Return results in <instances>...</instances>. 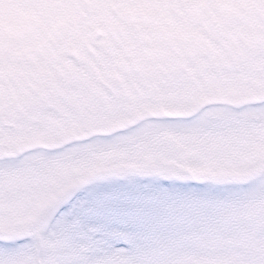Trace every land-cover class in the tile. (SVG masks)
Masks as SVG:
<instances>
[{
  "label": "rangeland",
  "instance_id": "374dc122",
  "mask_svg": "<svg viewBox=\"0 0 264 264\" xmlns=\"http://www.w3.org/2000/svg\"><path fill=\"white\" fill-rule=\"evenodd\" d=\"M123 1L92 0L86 3L91 13L80 22L79 14L71 20L60 17L61 13L66 17L77 14L80 4L76 0H0V33L7 39L0 40V115L4 113L6 121L13 122L0 121V155H7L0 162V237L7 241L12 237L4 233L33 229L30 219L34 217L33 203L48 201L47 196L56 187L53 181L59 179L58 173L62 178L60 186L73 180L71 177L94 174L86 182L76 209L72 207L71 215L68 211L59 218L68 220L70 216L69 229H75L79 217L84 218L86 207L98 199L120 198L124 189L141 192L158 209L156 230L144 236H125L122 242L126 246L119 248L128 252L121 261L128 264H214L220 260L214 252L222 247V241L205 236L197 221L206 212L223 211L204 217V222L210 224L207 231L219 229L221 236L228 238L250 237V240L238 241L247 248L253 245L258 248L253 251L245 247L246 256L240 264H264V213L252 214L250 204L245 205L249 209H241L242 216H237L235 208L230 206L225 210V206L220 209L215 202L206 205L202 202L204 195L208 192L217 195L224 188L205 186L202 190L190 191L188 185L183 184L184 179L171 175L176 173L175 169L152 165L145 169L140 166L141 171L134 174L128 171L133 162L143 165L147 160H157L155 164H163V160H169V147L171 151L175 145L173 137L181 144L177 146L184 144L191 149L189 152L194 150L192 146L197 147L199 155L195 160L201 159L194 165L202 167V171L232 173V170L245 168L246 159L252 157L244 145L250 140L247 135L239 137L240 141L231 139L233 137L222 140L224 149L209 148L221 140L216 136L232 133L228 123L238 124L244 133H247L248 123H259L257 131L263 130L264 102L246 107L242 114H248V120L238 122L227 112L230 110L220 105L203 107L189 116L179 114L165 118L162 114L172 109L185 110L197 101L215 96L231 103L239 101L246 93L256 95L264 91V30L249 18L254 8H264L260 7L264 6V0H248L246 5L240 0H231V6L222 0H210L215 14L217 9L228 7L234 10L231 15L237 12L243 16L241 22L235 24L231 20L235 15L229 18V25L234 24L233 31L244 29V32L236 36L227 33L222 39L225 41L211 36L204 40L192 39L188 33L194 31L195 36L203 35L200 28L209 16L198 9L193 13L191 0H187V6L183 2L176 3L187 16L185 24L171 16L172 12L164 3H168L167 0ZM64 3L66 8H63ZM122 4L133 8L136 14H150L156 27L148 28L151 21L146 26L140 16H136L140 20L136 24L123 22L120 25L118 14L112 10ZM194 17V24H190V18ZM166 18H173L170 19V35L158 28ZM59 21L67 26H56ZM259 21L264 24V20ZM134 25H139L142 31ZM98 29H102L103 34L96 38L94 34ZM20 30L22 32L17 34ZM242 37L245 40H241ZM241 41L247 43L249 56L239 53ZM7 100L14 111L4 110ZM161 110L164 112H159ZM142 113H150L141 122L144 124L128 132L90 136L56 151L48 149L91 131L121 127L124 125L121 123L135 120ZM256 116L260 120L254 118ZM202 140H205L203 147ZM34 144L42 148L23 158L11 156L18 148ZM240 146H244L241 151ZM161 147L164 153L159 155ZM98 174L104 176L95 178ZM123 175L127 177L122 178ZM259 185L261 181L242 187L244 193L251 189L244 198L246 203L260 202L264 198V193L258 195ZM237 189L234 186L225 192L233 199L238 197ZM260 204L263 200L254 205ZM46 210H41L37 218H42ZM56 226L60 228L59 223ZM258 227L262 235L255 237ZM27 236L20 244L13 240L11 244L0 242V264L32 263L38 239L34 234ZM120 238L116 232L96 238H81L72 233L70 240L60 239L63 245L80 242L79 247L87 246L81 256L72 258L66 252L68 245L66 251L64 247L57 248L59 239L50 242L43 239L48 248L43 251L42 264H90L85 263L84 255L92 261L102 256L95 264H112L116 260L114 255L121 249L113 248L111 241ZM100 253L102 255H98Z\"/></svg>",
  "mask_w": 264,
  "mask_h": 264
},
{
  "label": "snow or ice",
  "instance_id": "6c2138e0",
  "mask_svg": "<svg viewBox=\"0 0 264 264\" xmlns=\"http://www.w3.org/2000/svg\"><path fill=\"white\" fill-rule=\"evenodd\" d=\"M124 195L116 199H98L84 210V224L98 231L99 235L111 236L115 232L144 236L157 229L158 209L151 199L135 189H124ZM119 248L122 241L112 240Z\"/></svg>",
  "mask_w": 264,
  "mask_h": 264
}]
</instances>
